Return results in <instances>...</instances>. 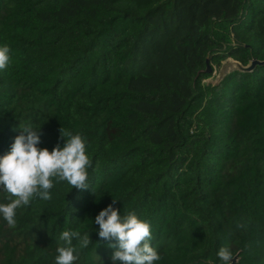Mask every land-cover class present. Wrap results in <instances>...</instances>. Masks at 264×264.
I'll use <instances>...</instances> for the list:
<instances>
[{
  "label": "trees",
  "instance_id": "16d2710c",
  "mask_svg": "<svg viewBox=\"0 0 264 264\" xmlns=\"http://www.w3.org/2000/svg\"><path fill=\"white\" fill-rule=\"evenodd\" d=\"M4 45L0 156L23 127L50 151L64 128L93 165L88 189L0 216V264H55L64 230L92 240L75 264H113L95 218L114 198L150 222L157 264H223V246L264 264V65L206 82L264 61V0H0Z\"/></svg>",
  "mask_w": 264,
  "mask_h": 264
},
{
  "label": "clouds",
  "instance_id": "9594fccd",
  "mask_svg": "<svg viewBox=\"0 0 264 264\" xmlns=\"http://www.w3.org/2000/svg\"><path fill=\"white\" fill-rule=\"evenodd\" d=\"M12 50L8 45L0 46V70L12 63ZM65 143L53 150L40 148V130L31 126L23 127L17 135L11 150L0 156V188L9 194L10 202L0 203V216L14 227L17 223V210L30 205L34 198L51 200V191L57 183L67 182L72 189L86 190L89 184V169L93 161L88 154L89 141L81 133L60 129ZM100 211L95 218L99 225V237L113 241L109 247L116 249L111 259L113 264H157L162 256L152 246L151 224L141 219L135 212H121L113 205ZM60 239L66 246L57 249L55 264H75L80 250L88 248L92 240L88 234L81 236L79 231L64 230ZM78 243L73 246V240ZM246 247H248L246 245ZM223 264H233L235 258L228 246L218 251Z\"/></svg>",
  "mask_w": 264,
  "mask_h": 264
},
{
  "label": "rangeland",
  "instance_id": "374dc122",
  "mask_svg": "<svg viewBox=\"0 0 264 264\" xmlns=\"http://www.w3.org/2000/svg\"><path fill=\"white\" fill-rule=\"evenodd\" d=\"M242 64L234 59H227L223 61L220 65L215 66V72L213 73L212 77L206 79L207 83L217 84L219 83L226 74L229 72L242 69Z\"/></svg>",
  "mask_w": 264,
  "mask_h": 264
},
{
  "label": "water",
  "instance_id": "95a60500",
  "mask_svg": "<svg viewBox=\"0 0 264 264\" xmlns=\"http://www.w3.org/2000/svg\"><path fill=\"white\" fill-rule=\"evenodd\" d=\"M257 65H264V61H260L258 59H255L252 61V63L248 66H243L241 70H244V71H252L253 69H255V67ZM208 72H211L212 71V66L209 62V59H207V69H206ZM238 260V256L236 255L234 260H233V264Z\"/></svg>",
  "mask_w": 264,
  "mask_h": 264
}]
</instances>
